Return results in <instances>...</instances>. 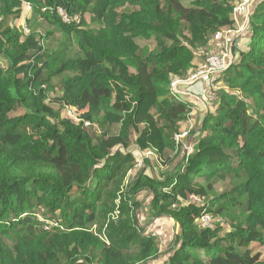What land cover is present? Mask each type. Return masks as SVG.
I'll list each match as a JSON object with an SVG mask.
<instances>
[{
    "label": "trees",
    "instance_id": "1",
    "mask_svg": "<svg viewBox=\"0 0 264 264\" xmlns=\"http://www.w3.org/2000/svg\"><path fill=\"white\" fill-rule=\"evenodd\" d=\"M238 2L0 0V264H145L163 255L145 235L130 255L126 241L139 234L132 217L108 237L94 228L113 183L135 164L130 137L140 114L147 125L135 143L156 146L163 162L177 153L174 134L190 107L170 94L171 77L187 78L215 33L236 29ZM24 3L28 33L13 23ZM59 9L78 20L64 23ZM246 14L247 43L230 48L216 78L225 89L192 131L191 151L162 179L140 173L133 182V195L151 192L152 217L177 226L156 264H264L253 260L264 249V0ZM40 20L50 27L36 31ZM55 32L61 40L46 48ZM65 107L77 121L61 116ZM230 175L235 183L217 193ZM200 192L201 205L182 202ZM124 201L123 214L135 216L139 202ZM204 214L230 225L203 227ZM121 232L124 243L111 241Z\"/></svg>",
    "mask_w": 264,
    "mask_h": 264
},
{
    "label": "rangeland",
    "instance_id": "2",
    "mask_svg": "<svg viewBox=\"0 0 264 264\" xmlns=\"http://www.w3.org/2000/svg\"><path fill=\"white\" fill-rule=\"evenodd\" d=\"M23 12L21 13V16L14 20L13 23L16 26V28L22 26H25L27 28V24L25 23L26 18L22 17ZM37 25L34 27L36 31H45L46 28L50 27L49 24L43 23V21H37L34 23V25ZM246 16L243 14H240L236 17V29H230V31L221 32V37L219 39H213L210 43V46H207L208 49H206L207 54H202L199 59H197L196 63L200 65L204 62L207 55L210 54V51H213V53H219L223 54L226 53L227 50H229V47L233 46L235 43V37H238L240 33L242 34L244 30L246 29ZM23 29V28H22ZM33 29V28H32ZM30 29V31L32 30ZM222 31V30H221ZM237 33V34H236ZM243 37V36H242ZM61 40V35L58 32H55L52 38H48L44 40L45 47H55L58 41ZM247 43V39L244 36L240 40L239 43L235 44V46H241L243 47ZM214 46V49L212 47ZM206 47V48H207ZM205 50V49H204ZM6 62L4 59L0 58V67H5ZM134 71L133 69H131ZM219 77V76H218ZM217 77V78H218ZM220 80V78L216 81V88L214 90H206L203 88L201 84H197L195 88L192 89L191 92H185L184 87L188 85H178L176 86V90L180 94H187L188 99H184L186 101V104L190 107V112L188 114L187 122L182 126V129H187L189 134L186 140L183 141L184 149L182 148L181 144L179 143L177 149V153L172 155V158L170 161L163 162V159H160L159 152L153 144H150L148 148L142 149L135 143V139L140 134V130L144 127V125H147L145 122V115L140 114L138 116L136 129L132 130V134L130 137V143L131 147L130 150L134 153V156L136 159H138V162L136 164L135 161V167L129 168L124 173H122L119 178L113 183L112 187L109 190V193L106 196V204L101 207V214L99 216V220L97 222V228H94L98 232V229L100 228V234H104L105 236H109V234L112 232V226L117 225L118 223H121L122 221H127L126 217L132 219L134 218L133 224L138 229V236L134 237L132 242L130 240L126 241L127 247L130 243V255H136L137 248L140 246L141 240H144L145 236H153L156 238V240L159 243L160 252L163 254L160 257L154 259H151L147 261L145 264H156L160 262L162 259L165 258V255L167 252H169L170 248L173 247V241L174 237L177 233V226L175 222L170 219L167 216H160L157 218L152 217L150 214L149 209V202L151 200V192L147 188L140 189L136 192L135 195L132 193V185L135 181L137 175L140 173H144L145 175H148L150 177H155L156 179H162L163 175H166L170 172L172 168H174L177 163L180 161V159L183 157L184 154L191 151L192 147V140H194V133L192 131L195 129V127L200 123V121L203 119V116L208 111H212L215 107V104L218 100V95L221 92V90L225 89V86ZM184 91V93H183ZM189 91V90H188ZM54 97V95H50L49 99L51 100ZM50 104H52L53 107L56 109H59V106L54 103L53 101H49ZM154 110L151 109V112L153 113L154 118L158 119V115H160L163 112V108L158 105V103L154 104ZM62 109V108H61ZM60 109V110H61ZM61 116L66 117L64 109L61 110ZM119 125L115 126V131H117ZM191 132V135H190ZM185 145L189 147L188 150H185ZM141 159V160H139ZM201 183H204L203 179L200 180ZM235 183V179L230 175L228 176V179L225 182H217L215 185V189L217 193H221L224 191H228L231 187V185ZM205 185V184H204ZM133 196V198L139 202V206L135 212V216H133L132 211H124L121 209L122 204L125 202L127 197ZM205 196L204 193H196L193 196H185V199L182 200L185 205H201L203 203V197ZM126 203V202H125ZM132 217V218H131ZM228 218V217H226ZM224 218V216L221 215H212L211 216V223L212 226L216 224L217 222L222 223L225 228H227L228 225H230V222ZM132 221V220H131ZM115 234V232L113 233ZM124 233L121 232L118 236L114 235L113 239L111 241L113 242H125ZM133 253V254H132ZM128 256V255H126ZM260 258H264V249L261 250V253L257 254L253 260H258ZM159 259V260H157ZM156 262V263H155Z\"/></svg>",
    "mask_w": 264,
    "mask_h": 264
},
{
    "label": "built area",
    "instance_id": "3",
    "mask_svg": "<svg viewBox=\"0 0 264 264\" xmlns=\"http://www.w3.org/2000/svg\"><path fill=\"white\" fill-rule=\"evenodd\" d=\"M254 0H239L238 4L235 6L233 10V16L234 19H236L237 16L240 14H243L246 16V24H247V9L248 6L253 2ZM31 10V5L29 3L23 4V16H26ZM58 14L61 16L64 23H70L71 21H77L78 17L71 18L67 16L62 9L58 10ZM25 33H28V28L25 26H22ZM230 31V30H223L220 32L215 33L213 39H219L221 37V32ZM231 60V51L230 48L227 50L226 53L219 54V53H211L206 56L203 63L200 65H196V68L193 69L187 78L183 79L178 76H172L170 81V94L174 96L177 100L181 99L183 102L186 103V101L182 98V94L178 93L176 90V86L178 85H190V84H201L204 89L206 90H214L216 86V78L219 76L221 71H223L227 66L229 61ZM65 115L69 118H72L74 121H77V117L75 115L74 109L71 107H65L64 108ZM85 125H88L87 122H85ZM188 130L182 129L181 131L174 134V140L176 144L183 143V140L188 137ZM186 150L189 149L188 146L185 145ZM191 148V147H190ZM141 160V159H139ZM136 164L138 162V159H135ZM135 167V164H134ZM199 224L203 227H210L212 226L211 223V215L204 214L201 215L199 218Z\"/></svg>",
    "mask_w": 264,
    "mask_h": 264
},
{
    "label": "crops",
    "instance_id": "4",
    "mask_svg": "<svg viewBox=\"0 0 264 264\" xmlns=\"http://www.w3.org/2000/svg\"><path fill=\"white\" fill-rule=\"evenodd\" d=\"M28 15V14H27ZM23 17H25V16H23ZM246 28V27H245ZM237 34V33H236ZM243 36V37H242ZM244 36H245V32H243L242 34L240 33V35L238 36V37H235L236 39H235V43H234V45L235 44H237V43H239L240 42V40L242 39V38H244ZM211 43V42H210ZM210 43L208 44V46H210ZM232 47V46H231ZM231 47H229V48H231ZM206 49H208V47L207 48H205V50L204 49H202L201 51H199L198 53H197V57H196V59H195V62L197 61V59H199V57H201V55L202 54H207L208 52H206ZM212 49H214V46L212 47ZM211 53H213V51H210V54ZM199 63V62H198ZM198 63H196V65L198 64ZM197 85V83H194V84H190V85H188V86H186V87H184V91L185 92H191L192 91V89L193 88H195V87H197L196 86ZM189 90V91H188ZM184 91H183V93H184ZM192 93V92H191ZM187 97V95L185 96V98ZM187 99V98H186ZM187 118H188V116H187Z\"/></svg>",
    "mask_w": 264,
    "mask_h": 264
}]
</instances>
